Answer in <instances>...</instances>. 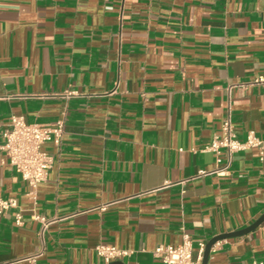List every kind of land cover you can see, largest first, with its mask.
I'll return each instance as SVG.
<instances>
[{
	"label": "crops",
	"instance_id": "obj_1",
	"mask_svg": "<svg viewBox=\"0 0 264 264\" xmlns=\"http://www.w3.org/2000/svg\"><path fill=\"white\" fill-rule=\"evenodd\" d=\"M109 6L111 8H109ZM264 0H0V264H164L157 246L200 243L264 214L254 148L219 175L208 150L230 111L264 139ZM67 91L80 95L66 96ZM12 115L65 120L37 199L1 148ZM264 260V221L218 241L210 264Z\"/></svg>",
	"mask_w": 264,
	"mask_h": 264
},
{
	"label": "built area",
	"instance_id": "obj_2",
	"mask_svg": "<svg viewBox=\"0 0 264 264\" xmlns=\"http://www.w3.org/2000/svg\"><path fill=\"white\" fill-rule=\"evenodd\" d=\"M109 8H111L109 6ZM255 84L264 86V75L254 80ZM66 96L80 95L77 91H67ZM66 134L65 120L60 118L51 123H30L24 116L12 115L3 131L4 143L1 148L5 152L7 162L15 168L29 184L27 195L37 199L39 185L46 180L55 157L45 150L44 145L52 143L56 152H60ZM248 148L258 151L264 163V139L250 131L245 140H240L234 131L230 111L225 116L221 132L217 134L208 150L216 153L218 168L214 170L219 175L226 174L232 165L235 153ZM12 208H17L16 223L22 224L23 216L16 198L0 197V216ZM206 244L200 243L197 254L189 233L184 232L182 242L178 245L161 244L156 247L154 254L164 264H203ZM95 251L104 263L120 259L129 251L114 245L99 244ZM207 264H210L209 262ZM252 264H264L263 261Z\"/></svg>",
	"mask_w": 264,
	"mask_h": 264
},
{
	"label": "water",
	"instance_id": "obj_3",
	"mask_svg": "<svg viewBox=\"0 0 264 264\" xmlns=\"http://www.w3.org/2000/svg\"><path fill=\"white\" fill-rule=\"evenodd\" d=\"M263 221H264V214L256 222H254L253 224H251L250 226H248L242 230H238V231L230 232V233H223V234H219V235L213 237L206 244L203 264H207L209 262V255H210L211 249H212L213 245H215L218 241L225 239V238H228V237H233V236L248 233V232L254 230L256 227H258ZM107 264H125V263L122 262L121 260L117 259V260H113Z\"/></svg>",
	"mask_w": 264,
	"mask_h": 264
}]
</instances>
